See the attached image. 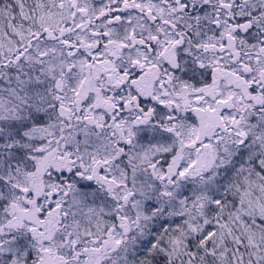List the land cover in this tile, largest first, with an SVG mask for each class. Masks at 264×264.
Returning a JSON list of instances; mask_svg holds the SVG:
<instances>
[{
    "label": "snow or ice",
    "instance_id": "snow-or-ice-1",
    "mask_svg": "<svg viewBox=\"0 0 264 264\" xmlns=\"http://www.w3.org/2000/svg\"><path fill=\"white\" fill-rule=\"evenodd\" d=\"M0 264H264V0H0Z\"/></svg>",
    "mask_w": 264,
    "mask_h": 264
}]
</instances>
